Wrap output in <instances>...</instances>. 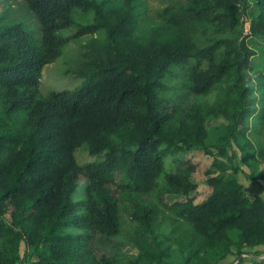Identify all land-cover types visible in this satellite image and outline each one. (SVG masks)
<instances>
[{
	"label": "trees",
	"instance_id": "16d2710c",
	"mask_svg": "<svg viewBox=\"0 0 264 264\" xmlns=\"http://www.w3.org/2000/svg\"><path fill=\"white\" fill-rule=\"evenodd\" d=\"M2 1L0 264H23L21 242L34 264H217L264 244V197L215 173L235 143L246 176L264 178V146L250 138L264 130V63L256 69L247 40L264 37V0H17L29 21ZM83 36L65 71L83 83H42ZM217 115L215 153L205 122ZM199 147L211 163L194 160ZM77 149L92 159L80 162ZM126 217L134 258L111 239Z\"/></svg>",
	"mask_w": 264,
	"mask_h": 264
},
{
	"label": "rangeland",
	"instance_id": "374dc122",
	"mask_svg": "<svg viewBox=\"0 0 264 264\" xmlns=\"http://www.w3.org/2000/svg\"><path fill=\"white\" fill-rule=\"evenodd\" d=\"M2 5L7 6V15L16 19H24V20H31L32 17L26 13V9L21 5V3L17 0H3ZM250 18L248 17L246 19V27H249ZM90 37L89 36H83L77 41H71L70 44L66 47L65 53L62 57L58 58L56 61L47 64L45 68L43 69V77H42V83L50 84L53 81L57 82L60 87H64V83L71 85V86H65V87H76L83 82L81 80H77L76 82H72V75L66 74L65 71L69 67L75 64L76 58L78 57V51L84 43L88 41ZM248 44L256 51V54L254 56L256 61V69L260 70L262 67V63H264V37L259 36H248L247 37ZM224 118L222 115L217 116H211L208 117L205 125L208 130V137L206 139L207 147L213 150V152L217 153L218 149L215 147V137L218 134V128H220ZM251 140L257 146L258 148L264 146V130L261 128H255L252 130V133L250 135ZM228 153L226 155L219 156V159L222 161L223 166L225 168L223 170H215L216 175H228L232 176L234 174H239L240 177L244 178L246 176V173L251 172V168L242 161L241 159V151L239 150L238 146L235 143H231L228 147ZM194 159L201 162H206L209 160L211 163L213 158L210 157L205 150L202 147H199L195 151ZM76 155L80 162H86L92 159L90 155L86 153L83 149H77ZM208 162V163H209ZM254 164L257 167L256 161H254ZM262 170H264V163L261 164ZM261 172L259 169L255 172V175L257 178V183H259V189L264 188V178L260 177ZM206 176L202 174V172L198 171L195 174H193L192 179L196 181L199 184V187L197 189L196 193H202L206 195L207 192H203V189L206 187L205 183ZM85 178L82 175L80 178V182H84ZM81 193V184L77 187V189L73 193V199H77ZM81 196V195H80ZM178 198H183L182 196L178 195H168L167 200L169 202H172ZM163 210L167 214H173L171 210L167 208H163ZM126 222L124 224L123 230L120 234L117 236L111 237L113 242H115L116 248L121 253V255L125 258H134L138 254L137 249V243H136V225L135 223L130 219L126 217ZM181 226H189L190 224L186 222L185 220H181V222L178 224ZM174 228L169 220H165L161 225V230L165 233H168L170 229ZM234 234V233H232ZM25 243L21 242L20 245V258L19 262L23 264H34L38 260L37 256H31L30 258L25 255ZM259 251L250 252L252 255H256ZM247 253L243 254L241 257L238 258L236 255V260L239 259L238 263H230V264H240L244 258L248 260L249 264H255L254 256ZM258 256V255H257Z\"/></svg>",
	"mask_w": 264,
	"mask_h": 264
},
{
	"label": "crops",
	"instance_id": "0c3cea01",
	"mask_svg": "<svg viewBox=\"0 0 264 264\" xmlns=\"http://www.w3.org/2000/svg\"><path fill=\"white\" fill-rule=\"evenodd\" d=\"M196 155V154H194ZM210 156V155H209ZM211 157V156H210ZM195 160V159H194ZM200 163H208L209 160H207L206 162H201L199 160H197ZM237 179L243 184L245 192L248 196H250L251 198L255 197L256 195H261L264 197V188L259 189V183L252 181L251 179H249L247 176H244V178L240 177L239 174H236ZM207 178V177H206ZM206 178H205V183H206ZM211 190V188L209 187V185L206 183V187L203 189V192H207L209 193ZM206 193V195H207ZM202 194V193H201ZM203 196H206L204 194H202ZM245 256H247L246 254L250 252H254V251H259L256 255H252L254 256L253 258H256V256L258 254H262L264 253V244H260V245H256V246H247L245 247ZM236 254L234 253H228L224 258L220 259L218 261L217 264H230V263H238L239 259L236 260ZM240 264H249L248 260L244 258V260L240 263Z\"/></svg>",
	"mask_w": 264,
	"mask_h": 264
},
{
	"label": "built area",
	"instance_id": "2783aa9c",
	"mask_svg": "<svg viewBox=\"0 0 264 264\" xmlns=\"http://www.w3.org/2000/svg\"><path fill=\"white\" fill-rule=\"evenodd\" d=\"M255 264H264V253L256 256Z\"/></svg>",
	"mask_w": 264,
	"mask_h": 264
}]
</instances>
